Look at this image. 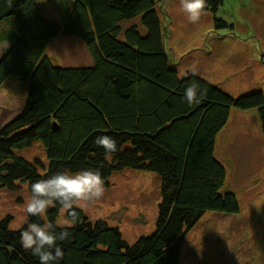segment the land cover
<instances>
[{
  "label": "trees",
  "instance_id": "trees-1",
  "mask_svg": "<svg viewBox=\"0 0 264 264\" xmlns=\"http://www.w3.org/2000/svg\"><path fill=\"white\" fill-rule=\"evenodd\" d=\"M64 1L59 25L36 0H0V43L8 44L0 92L15 103L0 105V190L21 181L30 193L31 182L64 169L97 170L104 186L124 169L150 171L160 181L155 228L129 243L116 226L90 221L78 207L75 225L58 224L62 207L54 204L43 217L26 213L19 228L10 227V216L0 219V264H39L19 242L27 223L70 232L57 241L63 256L54 264H178L181 239L205 212H239L235 193L223 189L215 141L232 108H255L264 136V94L233 96L195 73L179 76L164 44L170 32L159 19L163 0ZM222 3L206 0L205 10L215 13ZM66 36L83 42L89 62L51 63L49 45ZM190 83L206 92L192 105L183 99ZM102 134L116 139V152L94 144ZM34 142L46 163L19 153Z\"/></svg>",
  "mask_w": 264,
  "mask_h": 264
},
{
  "label": "rangeland",
  "instance_id": "rangeland-1",
  "mask_svg": "<svg viewBox=\"0 0 264 264\" xmlns=\"http://www.w3.org/2000/svg\"><path fill=\"white\" fill-rule=\"evenodd\" d=\"M36 1L48 21L62 24L64 0ZM162 6L160 23L170 32L164 44L179 76L195 73L233 96L255 91L264 94V0H223L215 13L204 10L195 22L188 20L180 0H163ZM214 16L228 26H217ZM7 47L0 43V58ZM48 55L57 66L89 62L86 46L70 36L54 40ZM5 87L9 91L16 86L12 82ZM6 100L0 92L1 106L15 104ZM234 110L239 109H231L229 126L215 143V155L226 169L223 189L235 193L239 212H205L181 239L178 264H264V136L255 108L239 110L244 112L241 114ZM19 153L46 163L38 142ZM107 181L102 198L76 207L90 221L103 219L116 226L129 243L152 233L160 200L156 174L124 169ZM29 197L26 182L1 189L0 219L10 216V227L19 228L25 221ZM63 216L62 209L57 223Z\"/></svg>",
  "mask_w": 264,
  "mask_h": 264
},
{
  "label": "clouds",
  "instance_id": "clouds-1",
  "mask_svg": "<svg viewBox=\"0 0 264 264\" xmlns=\"http://www.w3.org/2000/svg\"><path fill=\"white\" fill-rule=\"evenodd\" d=\"M180 7L187 13L188 20L195 22L205 10L206 0H180ZM205 94L197 83H190L183 91V99L192 105L199 103ZM94 144L103 147L106 154L117 151L116 139L108 134L96 136ZM104 184L100 172L91 168L57 171L51 176L31 182V195L25 202V212L28 216L43 217L50 206L59 204L68 218L58 223L73 226L78 222L76 206L81 202L102 198ZM69 236L67 228L57 232L52 223H27L20 230L19 242L38 259L39 264H54L63 256L57 241L65 240Z\"/></svg>",
  "mask_w": 264,
  "mask_h": 264
},
{
  "label": "crops",
  "instance_id": "crops-1",
  "mask_svg": "<svg viewBox=\"0 0 264 264\" xmlns=\"http://www.w3.org/2000/svg\"><path fill=\"white\" fill-rule=\"evenodd\" d=\"M8 45V44H7ZM7 49V48H6ZM5 49V50H6ZM5 52V51H4ZM234 111H236V112H239L240 114L241 113H244V112H241V111H239V110H234ZM230 115H231V110H230ZM230 115H229V117H230ZM229 118H228V121H227V123H226V125L224 126V128L220 131V133H218V135H217V137H216V141L218 140V138L220 137L219 135L221 134V133H224L225 131H226V129H227V127L229 126ZM261 130V129H260ZM262 133V132H261ZM263 135V134H262ZM216 141H215V143H216ZM217 157V156H216ZM218 158V157H217ZM219 159V158H218ZM219 160H221V159H219Z\"/></svg>",
  "mask_w": 264,
  "mask_h": 264
}]
</instances>
